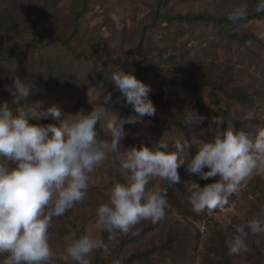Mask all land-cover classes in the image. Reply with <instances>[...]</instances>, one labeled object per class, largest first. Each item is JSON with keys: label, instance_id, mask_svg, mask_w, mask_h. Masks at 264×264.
Segmentation results:
<instances>
[{"label": "rangeland", "instance_id": "obj_1", "mask_svg": "<svg viewBox=\"0 0 264 264\" xmlns=\"http://www.w3.org/2000/svg\"><path fill=\"white\" fill-rule=\"evenodd\" d=\"M20 2L0 0V23L4 26L8 22L22 37L16 44L23 48V54L10 59L6 57L9 45L0 44V78L10 91L11 102L16 77L32 93L27 102L38 101L44 108L56 106L67 116L81 108L90 110L97 101L92 92L96 86L104 87L111 101L126 108L130 116L109 103L104 105L106 109L121 118L136 117L110 81L111 73L120 68L151 88L149 98L156 114L125 124L126 136L118 151L162 141L171 152L175 151V140L184 137L197 144L209 142L223 129L209 111L215 115L225 112L231 118L229 125L253 135L264 127V22L235 28L239 38H256L255 42L241 43L228 40L212 25L189 26L160 18H223L242 0H30L38 23L37 38H45L42 45L31 37L30 27L21 17ZM247 3L250 15L255 12L254 0ZM26 44H33L30 51ZM202 81L215 88L204 86ZM239 93L245 95L244 101L234 99ZM17 106L12 105L14 109ZM192 112L202 121L185 125ZM177 122L184 123L186 129ZM30 123L57 122L49 117ZM97 131L100 139H110L103 121ZM197 144L190 149L189 159L195 156ZM181 160L186 166L184 154ZM178 174L181 183L169 189L165 218L156 224L142 221L131 233H117L112 239L103 234L109 252L93 253L91 264H112L113 258H120L122 264H225V259L229 264H264V234H249L239 254H230L226 246L236 225L252 218L264 219V174L255 175L228 206L200 214L192 211L187 184L204 187L219 176L201 180L184 167ZM125 180L118 159L115 167L108 161L98 165L89 174L85 199L55 219L50 230L52 247H59L62 236L71 229L100 235L94 228L95 210L107 201L112 186ZM158 182L154 179L152 184Z\"/></svg>", "mask_w": 264, "mask_h": 264}, {"label": "clouds", "instance_id": "obj_2", "mask_svg": "<svg viewBox=\"0 0 264 264\" xmlns=\"http://www.w3.org/2000/svg\"><path fill=\"white\" fill-rule=\"evenodd\" d=\"M254 4L257 14L264 13V0H254ZM248 10L247 0H242L231 7L226 18L236 23L247 17ZM110 81L136 117L121 118L106 109L111 94L96 86L92 92L97 101L90 110L81 108L65 116L56 106L44 108L38 101L27 102L32 94L29 87L21 79H13L11 104L0 101V264H91L93 253L109 252L103 234L112 239L117 233H131L142 221L156 224L165 218L168 192L181 183V167L201 180L219 176L204 187L187 184L188 200L196 214L228 206L255 175L264 174V127L253 135L228 125L217 130L211 141L198 144L177 138L171 152L162 141L118 151L126 136L124 125L154 117L156 108L149 98L151 88L131 73L118 68ZM12 105L19 106L14 109ZM49 117L57 123H30ZM202 119L188 113L185 125ZM102 121L108 140L99 138L97 126ZM193 144H197L196 154L189 159ZM117 159L126 180L116 182L107 201L95 210L94 228L100 235L71 229L54 249L50 230L55 219L85 199L89 174L98 165L108 161L115 167ZM154 179L159 182L152 184ZM249 234H264V219L236 225L226 241L229 253H241ZM112 264L122 261L113 258Z\"/></svg>", "mask_w": 264, "mask_h": 264}, {"label": "trees", "instance_id": "obj_3", "mask_svg": "<svg viewBox=\"0 0 264 264\" xmlns=\"http://www.w3.org/2000/svg\"><path fill=\"white\" fill-rule=\"evenodd\" d=\"M30 0H26L20 2V12L21 17L25 22V25L30 27L31 30V37H33V40L36 41L39 45H42V43L45 41L44 37L37 38L38 34V23L34 21L35 14L31 9V4L29 2ZM2 16H0L1 20ZM163 20L166 22H180L182 24H186L189 26L192 25H212L214 26L220 33L224 34L225 37L228 40H234L239 42H247L252 41L255 42L256 38L253 36H245L243 38H239L237 34L234 32V29L239 27L242 24L249 23V22H255V21H263L264 22V13L257 14L256 12H253L252 14L248 15L245 19H242L240 21H237L236 23L229 22L226 17L223 18H215L208 15H196V16H186V17H170V16H161ZM75 35L76 32H78V27L74 30ZM22 37L19 35L18 31L14 28H11V25L7 22L4 26H2V23H0V44L6 43L7 46L9 45L10 49L8 52L7 58H12L14 55H20L22 53L23 48H20L18 44H16L17 40H21ZM33 44H26L25 48H28L30 51L31 46ZM64 45L69 47L67 42H64ZM3 46V45H2ZM6 46V48H7ZM70 48V47H69ZM143 46L140 47L142 49ZM23 54V53H22ZM202 84L204 86L215 88L214 84L208 83L206 81H202ZM185 87H188V85H184ZM197 87V86H196ZM196 87L194 86V92H196ZM11 94L9 89L6 86V83L3 81V79L0 78V99L2 102H8L11 104ZM13 98V97H12ZM234 99L244 101L245 95L242 93H239L237 96L234 97ZM111 106H114L115 108L120 109L121 111L125 112L127 116H130V112L124 108L121 107L118 104L113 103L112 101L109 103ZM212 116H215L221 127L225 128L229 124H232L231 118L229 115H227L225 112H221L220 115L213 114V111H209ZM170 120V116L167 117V121ZM174 122V121H173ZM176 125H180L181 127L185 128L184 123L177 122ZM225 264H229V259H225Z\"/></svg>", "mask_w": 264, "mask_h": 264}]
</instances>
